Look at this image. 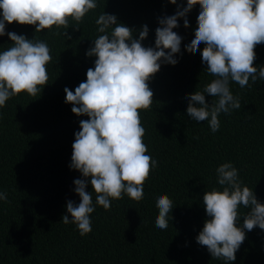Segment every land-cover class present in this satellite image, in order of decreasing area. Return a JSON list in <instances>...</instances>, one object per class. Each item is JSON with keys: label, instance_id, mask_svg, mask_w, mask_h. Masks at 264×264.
<instances>
[{"label": "trees", "instance_id": "1", "mask_svg": "<svg viewBox=\"0 0 264 264\" xmlns=\"http://www.w3.org/2000/svg\"><path fill=\"white\" fill-rule=\"evenodd\" d=\"M177 3L182 10L187 0ZM97 4L78 30L71 25L65 30L70 39L49 30L36 33L34 25L5 23L6 33L47 42L53 59L47 65L48 84L40 94L22 92L0 108V191L8 194V202L0 201V264H226L213 259L196 241L204 222L211 219L202 198L205 191L222 190L215 170L230 161L243 185L264 204V80L249 81L251 87L243 89L230 83L242 106L231 115L220 114L217 132H211L207 121L190 119L186 94L201 91L214 79L201 61L205 45L201 43L194 54L185 50L194 39L199 4L187 14L188 28L178 20L179 27L173 29L182 37L180 53L174 54L178 62L161 65L148 82L151 109L140 110L146 154L157 161L144 184L143 200L137 203L124 195L106 211L95 205L89 183L86 191L92 193L96 209L90 216L92 231L81 236L76 225L61 221L66 203L80 202L73 181L87 179L69 165L74 134L88 117L72 113L64 88L74 91L86 81L87 70L94 68L96 57L85 53L102 35L96 19L103 11L115 15L119 23L136 30L133 38L146 24L149 32L142 46L154 47L158 18L177 11L168 0H97ZM11 45L6 34L0 36V52ZM254 51L253 66L264 67V43ZM214 99L205 94L207 103ZM164 194L174 207L169 227L161 230L155 227L156 199ZM239 211L246 214L248 209L241 206ZM242 224L243 215L237 226ZM245 232L246 239L229 264H264V230Z\"/></svg>", "mask_w": 264, "mask_h": 264}, {"label": "clouds", "instance_id": "2", "mask_svg": "<svg viewBox=\"0 0 264 264\" xmlns=\"http://www.w3.org/2000/svg\"><path fill=\"white\" fill-rule=\"evenodd\" d=\"M168 2L177 5V11L158 18L154 47L142 46L149 32L146 24L138 30V38H133L135 29L103 11L96 19L97 31L102 35L85 53L96 57L94 68L87 70L86 81L74 91L64 88L65 102L73 105L72 113L88 117L80 121V131L74 134L69 165L87 179L73 181L80 202L76 205L69 200L67 214L61 218L64 224L76 225L81 236L92 231L90 216L96 210L92 193L86 191L89 183L96 194L95 205L106 211L113 200L124 195L137 203L144 198V184L157 161L146 154L140 110L151 109L153 92L148 82L161 65L178 62L174 54L180 53L182 37L173 29L179 27V19H183L185 28L189 27L187 14L195 5H200L197 27L185 50L194 54L203 43L201 61L214 79L201 91L186 94L190 119L207 121L211 132H217L220 114L231 115L242 106L230 83L243 89L264 80V67L253 66L254 49L264 43V0H187L182 10L177 0ZM97 7V0H0V36L6 34L12 42L0 52V108L22 92L32 97L40 94L48 84L47 65L53 59L47 42L6 33L5 23L34 25L36 33L49 30L70 39L65 30L70 25L78 30L86 14ZM205 94L215 98L211 104L206 102ZM215 171L222 190L204 192L202 202L211 219L204 222L196 241L213 259L229 264L235 261V253L246 239L245 230H264V204L243 185L232 162L221 163ZM0 201L8 202L7 192L0 191ZM241 206L248 209L246 214L239 211ZM173 207V200L166 194L157 197L155 227H169ZM241 215L242 227L237 226Z\"/></svg>", "mask_w": 264, "mask_h": 264}]
</instances>
